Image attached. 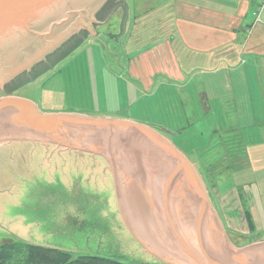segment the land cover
<instances>
[{"label":"rangeland","instance_id":"374dc122","mask_svg":"<svg viewBox=\"0 0 264 264\" xmlns=\"http://www.w3.org/2000/svg\"><path fill=\"white\" fill-rule=\"evenodd\" d=\"M172 4V0H106L91 15L94 21L86 22L91 24L90 31L81 22L84 16L76 15L65 31L59 29L56 39L43 41L42 47L58 42L70 27L75 32L11 79L3 93L31 99L43 111L121 116L169 131L163 135L195 165L231 240L237 245L263 241L264 143L256 138L255 126L244 122L239 107L231 108L235 112L231 122H218L215 112L213 117L187 123L184 102L178 107L181 103L176 105L173 98L182 93L180 88L177 93L175 87L161 88L160 100L156 95L144 100L140 85L127 76L131 57L163 37ZM130 20L133 28L123 36L121 31H126ZM43 48L36 47L34 53L39 55ZM215 131L216 140L228 136L237 155L243 149L242 161L198 152ZM251 140L257 144L252 146ZM246 211L255 230L248 227ZM11 240L58 249L73 258L97 256L123 264L159 262L124 225L106 162L53 146L15 143L0 147V245Z\"/></svg>","mask_w":264,"mask_h":264},{"label":"water","instance_id":"95a60500","mask_svg":"<svg viewBox=\"0 0 264 264\" xmlns=\"http://www.w3.org/2000/svg\"><path fill=\"white\" fill-rule=\"evenodd\" d=\"M105 2L100 0L84 11V18L77 15L82 24L94 21ZM82 3L0 0V47L18 40V53L24 52L29 37H45L51 28L74 19ZM90 26L86 23L84 28L90 31ZM37 30L42 34L34 35ZM75 30L70 27L58 42L20 65L8 64L4 69L0 62V147L30 143L102 158L124 225L144 251L162 264H264V240L245 245L231 240L195 165L163 135L169 131L126 118L43 111L31 99L3 93L11 79L29 70ZM6 51L0 48L5 62ZM143 224L156 231L158 246L148 240Z\"/></svg>","mask_w":264,"mask_h":264},{"label":"crops","instance_id":"0c3cea01","mask_svg":"<svg viewBox=\"0 0 264 264\" xmlns=\"http://www.w3.org/2000/svg\"><path fill=\"white\" fill-rule=\"evenodd\" d=\"M172 2L163 37L131 57L128 78L140 85L144 100L155 95L160 100L161 88L175 87L176 93L180 88L182 93L173 98L181 103L178 107L184 102L185 118L178 115L187 123L215 112L218 122H231V108L239 107L244 122L255 126L256 138L264 143V0ZM132 28L130 20L121 34ZM216 136L198 152L219 156L223 147Z\"/></svg>","mask_w":264,"mask_h":264},{"label":"trees","instance_id":"16d2710c","mask_svg":"<svg viewBox=\"0 0 264 264\" xmlns=\"http://www.w3.org/2000/svg\"><path fill=\"white\" fill-rule=\"evenodd\" d=\"M181 130L179 129L177 131L180 132ZM227 137L224 139V141L223 140L221 141V145L223 148L221 150L220 155L217 156V158L223 160L231 159L234 161V157L236 158L238 157L239 159L237 158V160L242 161V158H244L243 157L244 154L242 153L243 149H240L241 151L237 155L235 152V148H231L232 146H234L231 145L232 142L226 140ZM238 187L241 188V186ZM245 216L249 229L251 231L255 230L254 225L251 222V217L248 211H246ZM248 243L251 242L242 241L241 243H239V245H245ZM17 262H23L26 264H123L111 259L97 257V256L82 255L73 258V256L70 253L58 249L35 246L32 244H27L16 240H11L8 243H4L0 245V264H16ZM149 264H162V263L157 262V263H149Z\"/></svg>","mask_w":264,"mask_h":264},{"label":"bare ground","instance_id":"6f19581e","mask_svg":"<svg viewBox=\"0 0 264 264\" xmlns=\"http://www.w3.org/2000/svg\"><path fill=\"white\" fill-rule=\"evenodd\" d=\"M100 0H83V3H82V5L76 10V12H77V14L76 15H80L81 14V17H83V14H85L86 12H84V11H87V10H89V9H91L94 5H96L98 2H99ZM83 12V13H82ZM72 20V18L71 19H69L68 21L66 20V22H63L62 24H60V26H58V27H54V28H51L50 30H51V32H49V35H47V36H45V37H39L38 39H35V38H31V37H29V41H23L24 42V46H23V48L25 49L24 50V52H19L18 53V51H19V49H18V45H19V41L18 40H16V41H11L10 40V42H3L2 44H1V47L0 48H2V49H5V50H7L6 52H3V53H5V58L4 59H8V61L7 62H5L4 60H2V58L0 59V62L3 64V65H8V64H14V65H20V63L23 61V60H25V58L26 59H28L29 58V60L30 59H32L33 57H35V56H37L35 53H34V49L36 48V47H41V48H43L42 47V45H44L42 42L43 41H45V40H51V38H52V40L54 41L55 39H56V37H55V34H56V32L59 30V29H63V31H65V29L69 26V25H71L70 23L72 22L71 21ZM68 32V31H67ZM66 32V33H67ZM34 33V35H38L39 33L40 34H42L41 32H39V30H37V31H35V32H33ZM62 32H60V34H61ZM39 34V35H40ZM65 34V32L64 33H62V35H58L59 36V38L61 37V36H63ZM34 35H32V36H34ZM55 37V38H54ZM54 38V39H53ZM47 42H45V44H46ZM39 45V46H38ZM20 46V45H19ZM45 48H47V47H44L43 49H45ZM42 50V49H41ZM33 54H35V55H33ZM13 67V66H12ZM148 226H150L151 227V229H152V226H151V224H149ZM143 227L145 228V229H147L148 231H149V236H148V240L151 242V243H153L154 245H156V246H158L159 245V243H160V238L157 236V233H156V231L155 230H149L144 224H143ZM152 238V239H151Z\"/></svg>","mask_w":264,"mask_h":264}]
</instances>
